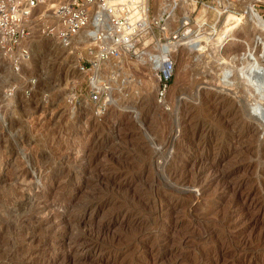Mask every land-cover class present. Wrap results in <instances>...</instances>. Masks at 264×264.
Masks as SVG:
<instances>
[{
	"label": "rangeland",
	"instance_id": "obj_1",
	"mask_svg": "<svg viewBox=\"0 0 264 264\" xmlns=\"http://www.w3.org/2000/svg\"><path fill=\"white\" fill-rule=\"evenodd\" d=\"M222 26L199 32L206 51L188 50L192 36L175 48L162 101L144 57L111 65L102 114L86 101L79 53L37 30L38 51L15 73L0 45V264H264L261 80L220 78L255 32L217 55ZM43 189L67 205L30 221Z\"/></svg>",
	"mask_w": 264,
	"mask_h": 264
},
{
	"label": "built area",
	"instance_id": "obj_2",
	"mask_svg": "<svg viewBox=\"0 0 264 264\" xmlns=\"http://www.w3.org/2000/svg\"><path fill=\"white\" fill-rule=\"evenodd\" d=\"M244 1L167 0L157 18L154 0H0V44L4 58L15 73H20L31 54L29 44L35 31L69 48L81 35L88 34L91 45L87 53L83 55L78 45L71 51L81 53L77 68L86 75V100L102 114L112 102L113 84L105 73L109 61L122 60L125 52L136 57L144 54L156 43L148 42L149 37L156 36L162 41L157 29L171 32L167 40L179 44L164 58L166 67L156 70L157 96L162 101L170 87L175 48L184 46L187 38L196 33H214L229 12L245 15L241 9ZM255 3L259 9L264 0ZM260 11L264 15V9ZM173 14L176 18H172ZM31 86H27L28 92Z\"/></svg>",
	"mask_w": 264,
	"mask_h": 264
},
{
	"label": "bare ground",
	"instance_id": "obj_3",
	"mask_svg": "<svg viewBox=\"0 0 264 264\" xmlns=\"http://www.w3.org/2000/svg\"><path fill=\"white\" fill-rule=\"evenodd\" d=\"M257 1H260V0H245L241 4V9L243 11L242 13L246 12V14L243 16L239 15L235 12H229L228 14H226L223 18L222 29L219 31L218 35L213 40H210V41H212L211 42L212 43V49H214V52L217 53V55L219 53L221 54V52L225 54L224 51H226L228 48H231L232 46L241 42V40L237 37V34L242 33L246 30H248V33L250 30L255 32L253 45L249 46L248 48L245 49V53H243V57L241 59L242 63L240 65V67L234 66V65H228V64L225 66H222L220 69V78L224 79V80L230 79L231 77H234L235 79L247 78V77L249 79H252V80H254V79L258 80L259 79V80H261V82H260V84H258L256 90H258L261 93V96H264V75L261 76L258 73L259 71H257V73H256V69L264 70V15L255 5L256 4L255 2H257ZM166 2H167V0H157L158 8H157V12L155 14L157 18L159 16H161V11H162L163 7L166 5ZM172 18H176V15L173 14ZM191 36L194 38V40L192 41V43H190L188 45V47H189L188 50H191V51L197 50L199 52H202L204 50L206 51L207 49H209L210 43L208 42L209 44L204 45L205 38L203 36H200V33H196V34L191 35ZM88 37H89L88 34L81 35L79 37L78 41H76V43L74 44V46L78 45L79 47H82L81 50L83 51V55L85 53H87V49H88L89 45H91L90 44V42H91L90 38H88ZM52 39H55V38H52ZM0 40H2V31L1 30H0ZM154 40L156 43L154 44V46H152L153 48L151 47L147 52H145L144 54L138 55L136 57L137 59H138V57H144L145 59H143L142 61L150 63L151 70L149 71V73L152 75L153 74L156 75V70L161 68L162 66L166 67L165 63H163L164 58L167 57V53L172 52L171 51L172 48L175 47L174 43H176V42H171L172 40L170 38H168L167 42L161 41L158 37L156 38V36L148 38V42L149 41L152 42ZM0 43H1V41H0ZM57 43H59V42H57ZM61 43L62 42L60 41L59 44H61ZM62 45L65 48H67V50L71 54L76 53V50L71 51L72 48H74V46L69 48V47H66L64 44H62ZM30 47H31V54H34L35 52L38 51V47H40V45H38V44L32 45L31 44ZM31 54H30V56H31ZM80 54L81 53H79V55ZM79 55H76V57L78 58ZM123 55L124 56H123L122 60L121 59L120 60H118V59L111 60L107 63V66H106V72H105L106 76H108L109 80L112 81V84H113L112 99H111L112 102H113V96H114L115 89H116V84H115L116 82L114 81V79H115L114 74L111 75V74H108V72H109V69H111V65H114L119 70L122 68V66H125V65H123L124 64V58L127 61L126 55L130 56L131 54H129V52H125ZM30 56H29V58H30ZM198 57H201V55H198ZM212 57H214V56L212 55ZM229 57H231V54ZM29 58L24 62V66H25L26 62L29 60ZM130 58H132V57L130 56ZM226 62H224V64ZM219 66H220V64H219ZM262 73H263V71H262ZM119 74H120L119 72L118 73L116 72L117 77L120 76ZM71 106L73 108L75 107V105H71ZM89 106L92 109L95 108V105L93 103H90V102H89ZM247 124H249V123H247ZM33 176H35V175L33 174ZM33 176H32L31 171L26 174V177L29 178L28 181H32ZM38 176L42 179V181L44 182V185H45L47 183V181H46L47 179L45 178V175H43V172H40ZM33 201H34V203H33V208H32V213H31L32 215L28 220L38 221L40 223H45L46 221H49L50 213L55 212L59 209H63L67 205L66 204L67 200L64 199L62 194L61 195H55L53 197V195H51L47 190H44V189L40 193L34 194ZM41 216H44V217L41 218ZM246 246H248V245H246Z\"/></svg>",
	"mask_w": 264,
	"mask_h": 264
},
{
	"label": "water",
	"instance_id": "obj_4",
	"mask_svg": "<svg viewBox=\"0 0 264 264\" xmlns=\"http://www.w3.org/2000/svg\"><path fill=\"white\" fill-rule=\"evenodd\" d=\"M258 73H259L260 75H263L262 71H259Z\"/></svg>",
	"mask_w": 264,
	"mask_h": 264
}]
</instances>
